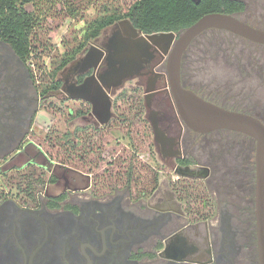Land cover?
Returning a JSON list of instances; mask_svg holds the SVG:
<instances>
[{
  "label": "flooded vegetation",
  "instance_id": "flooded-vegetation-1",
  "mask_svg": "<svg viewBox=\"0 0 264 264\" xmlns=\"http://www.w3.org/2000/svg\"><path fill=\"white\" fill-rule=\"evenodd\" d=\"M115 24L102 30L81 55L93 47L99 48L93 49L95 55L101 50L108 55L111 39L133 33L125 24ZM204 33L183 56L184 87L222 107L263 118L230 101L227 104L230 64H224L228 68L222 73L216 72L213 62H208L213 60V50L201 42L195 46ZM165 50L166 41L156 40L151 61L143 57L141 66L125 72L107 57L96 70L87 67L78 74L74 71L84 67L74 63L44 87L30 54L21 53L0 22V264H260L255 140L246 135L252 143L240 148L199 140L232 130L199 133L185 124L167 83ZM233 65L234 77L244 74L245 68ZM91 75L95 76L90 92L94 80L101 81L110 91L112 111L115 96L120 95L117 91L128 81L135 80L132 87L144 90L145 114L158 158L100 157L104 152L89 141L88 134L109 124L114 111L103 124L92 112L91 102L72 99L68 91L71 84L80 85ZM199 76L213 78L208 81L213 84L193 85ZM69 99L87 107L75 110L66 103ZM45 109L66 118L59 143L53 140L59 133L56 126L39 125V114ZM74 114L80 122L75 126L70 120ZM153 123L161 130L157 135ZM38 135L43 141L36 140ZM62 146L64 157L56 163L51 154L60 155L48 150L58 152ZM75 151L87 169H79V178L67 162ZM50 165L46 180L44 171ZM33 179L46 180L44 189H35Z\"/></svg>",
  "mask_w": 264,
  "mask_h": 264
},
{
  "label": "rangeland",
  "instance_id": "rangeland-1",
  "mask_svg": "<svg viewBox=\"0 0 264 264\" xmlns=\"http://www.w3.org/2000/svg\"><path fill=\"white\" fill-rule=\"evenodd\" d=\"M134 0H38L35 4H27L26 9L33 13L35 18L40 15V22L34 27L31 33L32 40V53L30 54V61L34 65V70L39 79L43 82V86L46 87L52 80L62 76L64 69L58 68L63 60L79 49L80 45L90 47V43L96 41V38L87 39V29L96 18L101 16L115 14L119 12H125L128 5ZM247 4L246 10L241 13L243 19L251 22V24L257 25L260 28H264V0H243ZM70 6H74L75 14L70 10ZM129 18H121L116 23H121L122 20ZM116 24H112L108 27L113 28ZM107 28V27H106ZM88 40V41H87ZM207 46L213 53V60H208L212 67L218 74L222 73L224 68L228 66L225 63L230 64L229 78L226 79L228 88L225 91L227 98V104L229 101L241 108L250 110L263 117L264 119V70L260 68L264 66V45L252 42L235 33H231L225 30H209L204 33L195 43V46L199 45ZM84 50V49H83ZM210 52V51H209ZM76 55L81 58L82 51ZM77 58V59H78ZM76 60V59H75ZM72 63V62H71ZM219 63V64H217ZM223 63V64H222ZM238 65L243 70V75L234 77V67ZM263 68V67H262ZM199 76L197 81L193 83L195 86H203L206 84L212 85L213 82H208L213 78L207 76ZM136 81H128L125 86L117 91L115 96V102L113 104V111L115 117L106 124L102 130L95 132L91 130L88 134L90 142H93L94 146L101 149L104 152L100 157L109 160L111 158H117L118 160L134 159V158H158L155 144L154 134L148 119L145 114V106L143 100L144 90L142 88H133L132 84ZM242 87V89H240ZM234 100V102L232 101ZM54 103L58 104V100L54 99ZM68 105L73 106L74 109H78L80 105L87 107L84 103H80L74 100H68ZM54 111L57 110V106H47ZM76 114L71 116L72 122L79 124V120H75ZM65 116L61 113H54L48 109L43 110L39 114V125L46 127L53 124L56 126V130L59 132L55 139L56 143H59V137L61 132L66 128ZM205 138V139H204ZM36 140L43 141L39 135L36 136ZM199 140L203 141H215L219 147L226 145L230 148L243 147L252 143V139L244 134L236 131H216L207 137H199ZM61 142V141H60ZM47 144L45 145V147ZM52 146V145H51ZM50 146V148H51ZM61 151H57V148L50 149L48 151L54 152L51 157L57 160H62L64 147H60ZM236 149V148H235ZM237 150V149H236ZM74 155L69 157L67 161L72 167L77 170H73L79 178L81 175L80 170H87L77 159L78 153L75 151ZM95 157V154L92 155ZM99 157V156H96ZM55 163V164H56ZM106 162L102 163L105 165ZM52 165L48 170L44 171V174L48 175V180ZM98 169V168H97ZM41 168H38V175L41 173ZM30 173V169L25 170ZM35 179V178H34ZM30 180L33 183L35 189H44V183L36 182V180ZM72 180L73 177H72ZM14 181H12L13 185ZM23 183V181H22ZM37 183V184H36Z\"/></svg>",
  "mask_w": 264,
  "mask_h": 264
},
{
  "label": "water",
  "instance_id": "water-1",
  "mask_svg": "<svg viewBox=\"0 0 264 264\" xmlns=\"http://www.w3.org/2000/svg\"><path fill=\"white\" fill-rule=\"evenodd\" d=\"M121 23L125 24L133 33H129L128 38L116 36L111 39L107 47L108 55H105L104 50H101L99 55H95L93 49L98 50L99 48L93 47L88 50L85 56L72 61L67 68L77 63L84 69L75 70V74L92 67L96 70L101 61L107 57L111 60L112 66L119 63L120 70L125 72L128 67L141 66L145 62L143 57L147 61H151L153 44L156 40H165L167 83L177 111L185 124L199 133L228 129L250 136L255 140L257 233L260 264H264V122L247 112L231 110L203 98L192 89L184 87L181 77L183 56L192 41L202 33L210 29L227 30L250 41L264 44V29L242 20L235 14L226 12L204 14L180 33L148 34L136 28L130 19H124ZM93 76L95 75L87 77L80 85L71 84L68 90L69 95L72 99H85L91 102L92 112L100 118L101 123L106 124L113 116L112 97L109 89L105 88L101 81L95 79L96 77L93 82L96 83V86L94 91L90 92V82ZM147 93H150L149 89ZM153 128L155 135L159 131L161 132L155 123H153Z\"/></svg>",
  "mask_w": 264,
  "mask_h": 264
},
{
  "label": "trees",
  "instance_id": "trees-1",
  "mask_svg": "<svg viewBox=\"0 0 264 264\" xmlns=\"http://www.w3.org/2000/svg\"><path fill=\"white\" fill-rule=\"evenodd\" d=\"M37 1L0 0V22L3 31L12 36L23 55L30 54L31 33L40 22L41 15L39 14V17L35 18L34 14L26 9V5L35 4ZM246 8L247 4L243 0H134L128 5L125 12L101 16L92 21L87 29L86 37L88 40L97 38L102 30L124 17L129 18L136 28L148 34L180 33L209 12L235 14L251 24L239 16ZM70 10L73 14L76 13L74 6H70ZM85 47V45H80L79 49L65 58L58 68L65 69L78 58L77 52L80 53ZM59 84L60 82L55 81V87ZM259 118L264 122L263 118Z\"/></svg>",
  "mask_w": 264,
  "mask_h": 264
}]
</instances>
